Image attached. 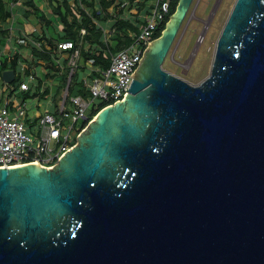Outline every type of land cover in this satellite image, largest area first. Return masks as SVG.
<instances>
[{
  "label": "water",
  "instance_id": "obj_1",
  "mask_svg": "<svg viewBox=\"0 0 264 264\" xmlns=\"http://www.w3.org/2000/svg\"><path fill=\"white\" fill-rule=\"evenodd\" d=\"M192 1L55 165L0 167V264H264V0H234L197 83L163 67Z\"/></svg>",
  "mask_w": 264,
  "mask_h": 264
},
{
  "label": "built area",
  "instance_id": "obj_2",
  "mask_svg": "<svg viewBox=\"0 0 264 264\" xmlns=\"http://www.w3.org/2000/svg\"><path fill=\"white\" fill-rule=\"evenodd\" d=\"M18 1L9 0V7L13 8L18 4ZM171 1H152L140 33L135 36L134 41L128 46L111 54V62L106 69L94 66L93 58L88 59V66L82 70L80 78L83 80L85 90L88 91L87 96L78 93L68 94L72 73L79 65L81 58V40L75 46V43L70 39H56L54 44L46 46L59 65L61 57H67L69 72L62 94L56 100L50 95L44 100L46 101L44 107L29 108L31 100L34 99L36 104L39 102L37 96L30 101L21 100L20 97L14 95L9 96L7 89L8 87H14L10 84L14 79L11 82H6L0 75L1 83H3V86L0 87V167H13L27 163H38L46 167H52L66 151L77 143L80 131L94 117V115L87 116L91 104L97 107L100 103L106 102L105 106L122 100L125 97L124 93H128L127 89H129L134 78L131 74L136 70L148 42L155 38L153 34L169 13ZM14 15L15 13L10 18ZM8 19L9 17L6 21ZM93 21L96 20L93 19ZM31 27H17L13 22L9 25L5 43L13 41L16 46L12 54L9 52L5 54L9 55L10 58L16 53L20 54L17 61L19 67L17 72L22 74V80L18 81L19 89L32 88L33 91L38 87V76L35 73L36 65H42L44 72H46V69L43 67L45 61L38 57L32 60L29 67L28 61L34 55L23 54L19 50L20 47L28 49L29 46L43 49L42 42L35 37V33L41 31L38 32L33 26ZM85 33L86 29L81 27L80 34ZM104 33L106 37H109L111 30L105 27ZM87 46L88 43L86 42L84 47ZM63 50L70 51L62 52ZM1 61L0 57V64ZM27 68H29L28 72H26ZM95 72H99V75L94 74ZM41 90L39 88L36 91L40 92ZM97 99L100 101L99 103L96 102ZM72 131L76 132L75 137L70 135Z\"/></svg>",
  "mask_w": 264,
  "mask_h": 264
},
{
  "label": "trees",
  "instance_id": "obj_3",
  "mask_svg": "<svg viewBox=\"0 0 264 264\" xmlns=\"http://www.w3.org/2000/svg\"><path fill=\"white\" fill-rule=\"evenodd\" d=\"M9 0H0V53L2 54V49L5 45L6 38L9 32L10 22L6 19L12 16L13 9L8 5ZM41 0H24L25 4L29 6L26 9L24 16L29 20V17H34L35 22L41 25V32L35 33V37L39 39L43 44V49L40 50L36 46H29V52L34 56L28 61L29 67L32 64L34 58H41L45 61L46 72L43 77L38 78V87L33 91L31 89L20 90L18 86V81L22 80V74L17 72L18 58L20 54L16 53L13 56L3 55L0 64V75L4 69H14L16 76L14 80L10 83L14 85L13 88L7 89L9 96H18L21 100L30 101L35 96L38 99L46 100L50 95L56 100V94L50 89L49 84L43 85L44 80L60 79V87H65L67 82V76L69 72V66L67 64V57L62 56L60 65L53 58V54L49 52L46 48L48 44H54L55 40L50 36L48 37V30H51L52 24H54L50 16H54L62 25V32L56 37L57 40L70 39L75 43L81 40L82 45L80 49V60L79 65L74 69L71 80L68 87V94H81L83 96L88 95V91L85 90L83 86V80H81V72L88 66V59L93 58V65L99 67L100 69H106L111 62V54L119 51L130 43L134 41L136 35H138L141 29L137 28L133 22L124 18H115L111 25V34L109 37L105 36L104 28L105 23L108 19H112V14L108 11V8L114 5L117 8L122 5L125 0H44L46 2V9L39 7ZM118 1V3H116ZM129 3H133L134 0H127ZM178 0H172L170 4L169 13L165 20L162 22L161 26L155 31L153 37L160 35L162 29L165 26L170 14L174 11ZM144 4V2L142 3ZM93 19L96 21L94 22ZM145 21V19H144ZM144 23V22H143ZM143 25V24H142ZM84 27L86 29L85 34H80V28ZM51 35H54L51 32ZM88 43L87 47H84L85 43ZM70 50H67L69 52ZM66 52V51H62ZM57 56V54H56ZM23 58V57H22ZM26 60V59H24ZM29 68L26 69V72ZM94 74L99 75V72ZM42 88L40 92L38 90ZM106 102L100 103L97 107L94 104L88 111L87 116L91 117L95 115L100 108H102ZM30 113V111H29Z\"/></svg>",
  "mask_w": 264,
  "mask_h": 264
},
{
  "label": "rangeland",
  "instance_id": "obj_4",
  "mask_svg": "<svg viewBox=\"0 0 264 264\" xmlns=\"http://www.w3.org/2000/svg\"><path fill=\"white\" fill-rule=\"evenodd\" d=\"M233 3L234 0H218L216 2L215 0H193L166 55L163 67L193 83H197L207 76L211 67L216 39ZM213 5H216L215 12L206 27L205 21L208 19ZM52 18L57 20L54 16ZM35 20L34 17H29L26 22L29 27L33 26L39 32L41 25ZM204 26L206 27L205 32L200 39L199 34ZM58 29L60 26L52 24V33L56 35ZM59 82L60 79H53L50 84L48 83L56 96L61 95L64 89V87H60ZM96 102L100 101L97 99ZM75 133L72 131L70 135L75 137Z\"/></svg>",
  "mask_w": 264,
  "mask_h": 264
},
{
  "label": "crops",
  "instance_id": "obj_5",
  "mask_svg": "<svg viewBox=\"0 0 264 264\" xmlns=\"http://www.w3.org/2000/svg\"><path fill=\"white\" fill-rule=\"evenodd\" d=\"M72 1V0H71ZM153 0H134L133 3H129L127 0L123 1L122 5H119L117 8L114 7V5L110 6L108 8V11L112 14L113 18L112 19H108L105 23V27L109 30L112 31L111 29V25L113 23V21H115V18H124V19H128L129 21L133 22L134 25L141 29L142 24L144 22L145 16L148 14L149 12V6L152 4ZM144 2V4H142ZM118 3V1L116 2ZM39 7L42 9H46V2L44 0H41L39 3ZM29 8V6H27L24 2V0H19L18 4H16L12 9L13 12L15 13V15L8 19V21L10 22V24L13 22V24L15 26H28V23L26 22L28 19L24 16L26 9ZM53 16H50L51 20H53L52 18ZM53 23H55L56 26H60V29H58V33L55 35H51V30H48V36H50L52 39L56 40L58 34H60L62 32V25L59 21L57 20H53ZM4 23L3 21L0 22V24ZM32 29V27H31ZM28 31V29H26ZM30 30V29H29ZM56 36V37H55ZM16 45L13 44V41L11 42H7L5 43L2 51L3 54L6 55L5 53L9 52L10 54L13 53V50L15 48ZM18 50V49H17ZM19 50L23 53V54H32L29 52V49H24L23 47H20ZM1 59L3 58V55L0 54ZM40 64L36 65V71L35 73H37L38 78L43 77L44 69L42 68V65L39 66ZM43 67L45 68V66L43 65ZM46 69V68H45ZM53 78H51L50 80H44L42 83L45 86L46 84H50V81H52ZM3 86V83H1L0 80V87ZM50 86V89L53 91V88ZM39 101L37 104L35 103V100H31L29 103V108L31 109H36V108H41L45 106L46 101H44L43 99H38Z\"/></svg>",
  "mask_w": 264,
  "mask_h": 264
},
{
  "label": "flooded vegetation",
  "instance_id": "obj_6",
  "mask_svg": "<svg viewBox=\"0 0 264 264\" xmlns=\"http://www.w3.org/2000/svg\"><path fill=\"white\" fill-rule=\"evenodd\" d=\"M216 1H218V0H215V2H216ZM214 6H215V5H213V7H211L210 13L213 12V10H214ZM214 12H215V10H214ZM141 61H142V60H141ZM140 63H141V62H140ZM124 98H125V97H124Z\"/></svg>",
  "mask_w": 264,
  "mask_h": 264
},
{
  "label": "clouds",
  "instance_id": "obj_7",
  "mask_svg": "<svg viewBox=\"0 0 264 264\" xmlns=\"http://www.w3.org/2000/svg\"><path fill=\"white\" fill-rule=\"evenodd\" d=\"M40 31H41V30H40ZM155 38H156V37H155ZM103 107H104V106H103ZM100 109H101V108H100ZM100 109H99V110H100ZM99 110H98V111H99ZM95 115H96V114H95ZM95 115H94V116H95ZM92 119H93V118H92ZM92 119H91V120H92ZM87 124H88V123H87Z\"/></svg>",
  "mask_w": 264,
  "mask_h": 264
}]
</instances>
